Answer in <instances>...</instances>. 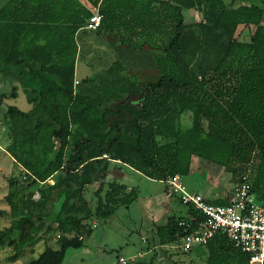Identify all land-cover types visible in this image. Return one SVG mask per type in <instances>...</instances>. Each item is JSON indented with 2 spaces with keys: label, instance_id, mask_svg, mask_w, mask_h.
I'll return each mask as SVG.
<instances>
[{
  "label": "trees",
  "instance_id": "16d2710c",
  "mask_svg": "<svg viewBox=\"0 0 264 264\" xmlns=\"http://www.w3.org/2000/svg\"><path fill=\"white\" fill-rule=\"evenodd\" d=\"M190 9L201 19L186 21ZM95 10L101 19L92 32L109 41L113 59L101 75L73 85L80 51L89 49L81 33ZM262 14L257 5L223 0H5L0 73L14 85L0 101L20 88L31 105L3 113L4 150L24 170L7 179L8 210H0L9 218L0 229L9 259L56 233L57 248L45 244L28 264H61L97 223L134 202L139 193L120 181L119 165L163 181L189 174L196 157L222 168L235 186L244 177L255 201L263 200ZM239 26L249 31L245 40ZM86 185L96 187L93 207ZM182 205L180 215L153 224L154 246H175L180 220L201 222ZM203 249L207 264H248L220 232Z\"/></svg>",
  "mask_w": 264,
  "mask_h": 264
},
{
  "label": "rangeland",
  "instance_id": "374dc122",
  "mask_svg": "<svg viewBox=\"0 0 264 264\" xmlns=\"http://www.w3.org/2000/svg\"><path fill=\"white\" fill-rule=\"evenodd\" d=\"M4 1L0 0V6ZM223 1L226 5L232 6L257 5L261 7L263 10L261 23L264 24V0ZM183 15L186 21H195L191 9L184 10ZM240 28L241 26L237 30L238 37L240 40H245L249 31ZM82 32L81 40L85 44L83 48L89 47V49L86 52L80 51L81 59L76 62L75 77L77 79L85 76L94 78V76L101 75L111 62L113 50L108 43L109 41H106L104 37L103 39L98 38L92 31L86 29ZM12 85H14V82L11 75L0 73V94L8 92ZM8 105H15L22 111L31 109L24 93L18 88L15 98H5L0 101L1 127L4 124L2 122L4 121L3 113ZM183 121L187 122L188 117ZM7 142L5 130H2L0 133V210H8L5 199L8 189L7 179L20 176L23 171L12 157L5 152L4 148ZM55 144L57 145V142ZM119 168L120 181L129 186H134L140 195L147 194L154 196L156 199H161L165 194V198L161 199V203H156V205H151L150 208L145 209L147 217L142 216L141 209L135 202L118 207L111 217L97 223V226L88 235L84 236L81 247L68 249L61 264H112V262L117 264L116 259L118 256L127 258L128 264H207L208 251L204 250L203 246H195L188 252L175 250L174 246L154 247L152 241L154 237L153 224L159 223L165 218L166 213L163 212H167L168 215H180L184 210V206L176 198L168 196L167 189H164V185L159 181L148 180L122 165H119ZM48 181L52 182L51 179ZM182 182L188 191L198 192L211 202L220 199L228 201L235 187L234 182L230 179V174L211 162L196 157L192 158L191 170L189 174L182 176ZM95 188L91 185L84 187V194L89 199L92 207L96 203L93 196ZM34 197L36 198V195ZM162 204H165L164 208H162ZM151 220L154 221L153 224ZM8 224V216H0V229ZM56 237V233L46 234L38 242L27 246L14 261L9 259V255L12 253L11 247L2 246L0 247V264H28V261L36 257L45 244L55 245ZM147 248H151V252L146 253ZM138 252L141 254L140 257L136 256ZM130 258L132 259L130 260Z\"/></svg>",
  "mask_w": 264,
  "mask_h": 264
},
{
  "label": "built area",
  "instance_id": "2783aa9c",
  "mask_svg": "<svg viewBox=\"0 0 264 264\" xmlns=\"http://www.w3.org/2000/svg\"><path fill=\"white\" fill-rule=\"evenodd\" d=\"M192 12L195 21L201 19L196 9H192ZM100 19V14L95 10L85 23L84 29L90 31L97 29ZM77 83V78H74L73 85ZM2 130L3 127L0 125V133ZM102 157H106V154ZM160 182L166 186L168 196L178 199L184 205H190L202 218L195 226L185 220L178 222L182 230V236L174 246L178 251L188 252L195 246H205L215 233L220 232L234 247L247 254L248 264H264V199L255 201L244 177L234 187L226 204L209 202L202 194L188 191L179 174L169 176ZM33 198L38 199L39 193L35 192ZM140 255V252L136 254L138 257ZM116 263L128 264V259L118 256Z\"/></svg>",
  "mask_w": 264,
  "mask_h": 264
},
{
  "label": "crops",
  "instance_id": "0c3cea01",
  "mask_svg": "<svg viewBox=\"0 0 264 264\" xmlns=\"http://www.w3.org/2000/svg\"><path fill=\"white\" fill-rule=\"evenodd\" d=\"M152 181H155V180H152ZM160 182V181H159ZM160 183H162V182H160ZM163 184V183H162ZM164 185V184H163ZM165 186V185H164ZM163 186V187H164ZM164 189H165V187H164ZM161 198V197H160ZM163 198H165V194H164V196H162V200H163ZM161 199H156L154 196H152V195H140L139 194V196L137 197V199L134 201L135 203H137L138 204V206H139V209H141V212H142V216L143 217H147V214H146V211H145V209H147V207L148 208H150V206L151 205H156V203H161ZM170 199V198H169ZM165 207V204H162V208H164ZM168 211V210H167ZM163 213H166L165 215H167V212H163ZM164 215V216H165ZM149 218V217H148ZM161 218V217H160ZM163 218V217H162ZM150 219V218H149ZM93 222V224L95 225L96 224V222L93 220L92 221ZM151 222H152V224H153V220H151ZM53 248H57V245L55 244V245H53L52 246ZM154 247H156V246H154ZM146 249V248H145ZM145 252L146 253H149V252H151V248H147V250H145ZM112 264H115V262H112Z\"/></svg>",
  "mask_w": 264,
  "mask_h": 264
}]
</instances>
